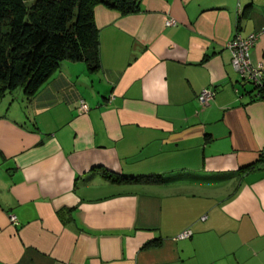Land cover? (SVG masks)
Here are the masks:
<instances>
[{
	"label": "crops",
	"instance_id": "obj_1",
	"mask_svg": "<svg viewBox=\"0 0 264 264\" xmlns=\"http://www.w3.org/2000/svg\"><path fill=\"white\" fill-rule=\"evenodd\" d=\"M140 7L94 8L97 67L0 101V264H264V99L227 47L264 31V0Z\"/></svg>",
	"mask_w": 264,
	"mask_h": 264
},
{
	"label": "trees",
	"instance_id": "obj_2",
	"mask_svg": "<svg viewBox=\"0 0 264 264\" xmlns=\"http://www.w3.org/2000/svg\"><path fill=\"white\" fill-rule=\"evenodd\" d=\"M140 4L141 0H0V100L17 89L33 96L64 60L97 67L94 8L102 5L129 15L138 12ZM254 87L264 99V87ZM106 177L112 182L153 181L107 173Z\"/></svg>",
	"mask_w": 264,
	"mask_h": 264
},
{
	"label": "built area",
	"instance_id": "obj_3",
	"mask_svg": "<svg viewBox=\"0 0 264 264\" xmlns=\"http://www.w3.org/2000/svg\"><path fill=\"white\" fill-rule=\"evenodd\" d=\"M167 24H173V21H168ZM264 34V31L252 33L247 37H242L236 34L234 38L227 43V47L231 51L232 59L231 63L234 70L241 76L243 80L253 84L258 88L264 87V66L253 62L250 54L251 48L254 46L256 40ZM214 91L211 89H204L197 96V100L202 108L206 107L214 98ZM80 107L83 111L89 110V104L82 100ZM202 219H205L203 217ZM10 221L13 224H17L16 217L10 215ZM192 235L191 229H187L181 232L179 238H187Z\"/></svg>",
	"mask_w": 264,
	"mask_h": 264
},
{
	"label": "rangeland",
	"instance_id": "obj_4",
	"mask_svg": "<svg viewBox=\"0 0 264 264\" xmlns=\"http://www.w3.org/2000/svg\"><path fill=\"white\" fill-rule=\"evenodd\" d=\"M27 97L28 95L25 94L24 91L22 92L21 90L17 89L12 93L6 94L1 100H4V98H8V100H12L13 104L22 106V104L26 102L25 100H27Z\"/></svg>",
	"mask_w": 264,
	"mask_h": 264
}]
</instances>
